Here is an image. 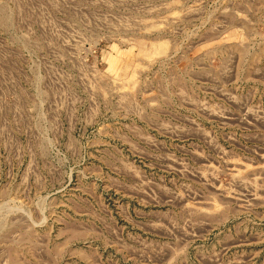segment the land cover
<instances>
[{
  "label": "rangeland",
  "instance_id": "1",
  "mask_svg": "<svg viewBox=\"0 0 264 264\" xmlns=\"http://www.w3.org/2000/svg\"><path fill=\"white\" fill-rule=\"evenodd\" d=\"M0 264H264V0H0Z\"/></svg>",
  "mask_w": 264,
  "mask_h": 264
}]
</instances>
